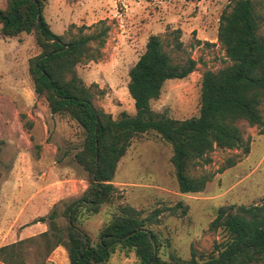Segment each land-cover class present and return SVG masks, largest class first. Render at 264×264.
Segmentation results:
<instances>
[{"label":"rangeland","instance_id":"obj_1","mask_svg":"<svg viewBox=\"0 0 264 264\" xmlns=\"http://www.w3.org/2000/svg\"><path fill=\"white\" fill-rule=\"evenodd\" d=\"M73 1L67 0V4ZM228 4L229 0H124L114 7L107 4L113 11L109 15L116 16L104 20L109 27L104 48L95 61L77 67L83 83L97 87L92 86L94 104L113 119L121 112L135 114L127 91L128 72L143 54L148 38L158 36L174 63L190 58L197 67L185 79L166 81L151 108L175 120L198 116L202 73L230 65L217 41L218 20ZM4 6L5 0H0V8ZM43 17L56 35L66 30L76 33L83 26L77 23L70 28L74 24L69 21L74 19L63 0H50ZM259 33H264V22ZM38 54L32 35L0 39V248L48 231L53 212L63 230L65 208L88 186L86 172L74 160L82 143L81 129L67 118L52 115L46 102L34 94L28 61ZM242 130L249 153L214 150L208 165L191 172L212 176L197 194L179 192L169 145L152 134L134 138L112 182L117 190L115 199L102 205L97 214L84 213L79 226L96 243L102 227L120 206L132 207L142 217L161 211L159 222L151 227L161 244V259L168 261L173 255L187 261L191 251L210 254L223 237L220 231L209 229L218 208L233 206L237 211L264 202V132ZM179 203L185 214L181 208L169 211ZM24 250L25 264H40L35 247ZM44 264H69L65 250L54 249ZM109 264H137V259L132 252L117 249Z\"/></svg>","mask_w":264,"mask_h":264},{"label":"trees","instance_id":"obj_2","mask_svg":"<svg viewBox=\"0 0 264 264\" xmlns=\"http://www.w3.org/2000/svg\"><path fill=\"white\" fill-rule=\"evenodd\" d=\"M49 1L5 0L0 8V39L33 36L39 49V54L28 61L34 94L46 102L52 115L67 118L81 129L82 143L74 160L86 172L88 186L65 208L63 230L53 212L48 231L1 247L0 264H25L24 248L30 246L36 248L40 264L58 247L65 250L69 264H109L117 249L132 252L137 264H264V202L237 211L233 206L218 208L209 229L220 231L222 241L207 255L191 251L187 261L173 255L165 261L159 256L161 244L151 227L159 222L161 211L142 217L132 207L120 206L102 227L96 243L79 226L84 213L97 214L102 205L115 199L117 190L112 182L118 163L138 136L152 134L170 146V162L181 194L205 189L212 176L191 172L208 165L214 150L249 153L242 127L264 132V33H259L264 0H229L218 20L217 41L230 65L202 73L199 114L186 120L153 111L151 102L160 98L166 81L182 80L193 73L195 60L174 63L162 40L150 36L143 54L128 72L127 91L135 114L121 112L113 119L94 104L92 86L96 85L87 87L77 73L78 66L100 56L109 27L99 21L78 27L76 33L66 30L56 35L43 17ZM86 30L91 32L85 34ZM180 208L179 203L169 211Z\"/></svg>","mask_w":264,"mask_h":264},{"label":"crops","instance_id":"obj_3","mask_svg":"<svg viewBox=\"0 0 264 264\" xmlns=\"http://www.w3.org/2000/svg\"><path fill=\"white\" fill-rule=\"evenodd\" d=\"M63 1L70 17L74 19L69 21V24L77 25V23H81L84 26H91L99 21L114 18L116 15L113 17L109 15L113 11L109 10L110 8L107 7V4H111L114 7L124 0H75L70 5L67 4V0Z\"/></svg>","mask_w":264,"mask_h":264}]
</instances>
